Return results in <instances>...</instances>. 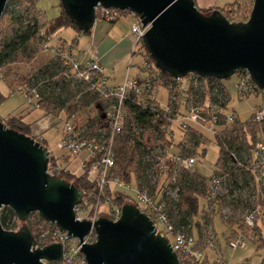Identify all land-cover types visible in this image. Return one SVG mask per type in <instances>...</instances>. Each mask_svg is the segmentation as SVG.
Instances as JSON below:
<instances>
[{
    "label": "water",
    "instance_id": "water-1",
    "mask_svg": "<svg viewBox=\"0 0 264 264\" xmlns=\"http://www.w3.org/2000/svg\"><path fill=\"white\" fill-rule=\"evenodd\" d=\"M10 1L16 0H0V19ZM58 1L81 34L92 30L97 8L137 15L149 27L142 43L160 73L225 81L243 71L264 93V0H253L245 21H230L219 9L203 14L194 0ZM48 159L47 148L0 122V210L9 208L20 223L38 214L78 241L85 264H180L167 239L132 203L122 206L117 221H78L75 209L84 192L49 174ZM91 229L96 240L84 243ZM62 253L61 243L36 247L26 226L6 231L0 224V264L60 263Z\"/></svg>",
    "mask_w": 264,
    "mask_h": 264
},
{
    "label": "trees",
    "instance_id": "trees-1",
    "mask_svg": "<svg viewBox=\"0 0 264 264\" xmlns=\"http://www.w3.org/2000/svg\"><path fill=\"white\" fill-rule=\"evenodd\" d=\"M37 1L16 0L10 1L6 5L3 13L6 21L0 20V68L3 69L4 83L12 93L16 92V89L22 85L34 89L41 98L39 109L46 115L56 116L63 114L67 118L74 115V123L85 128L91 136L100 137V135H105L107 127L103 119V110L109 104V101L101 100L96 93L88 91L87 85L83 82L77 81L70 76L62 75L63 67L56 58L46 57L38 64L37 69L29 71L25 75H19L16 79L11 78L13 69L10 65L15 62H21L25 57L29 60L38 57L37 44L42 39L56 37L59 31L67 29L81 34L62 12L60 4L59 15L44 23L40 12L36 8ZM219 10L230 21H245L247 16L244 15L250 13L251 9L250 7L248 8L246 3L241 5L240 0H234L233 3L227 4ZM210 11L201 12L207 14ZM234 16L240 17V20H236ZM41 32H43V37L40 35ZM72 44L75 46V42ZM37 59L34 61L36 62ZM148 59L150 63H153L150 58ZM198 80L200 82L203 81L202 78ZM206 80L210 89L211 103L226 110L230 97L224 82L216 79ZM150 84L155 89H165L168 93V102L172 94L176 98L180 96L177 93L180 88V81L167 74L159 72L157 77L150 81ZM199 90L200 88H190L188 93L191 101L188 97H185V101H190L194 106L200 105L203 94ZM4 100L5 97L0 93V105ZM155 106L154 111L148 108L142 109L136 104V97L130 96L121 132L115 136L112 144L115 163L113 174L119 176L127 183L134 180L140 191L148 192L155 198L157 203L163 204L165 212L176 229L191 233L192 223L197 220L195 228L199 236L202 237V230H205L210 222V217L207 215L201 216L202 210L200 206L202 199L208 193L209 178L203 177L197 171L177 170L175 172L173 165V173L167 176L169 180L173 177V183H170L168 188L159 186V179H155L156 171L153 169V162L149 152L153 149V138L161 144V147H173V153H180L183 156H193L195 151L200 150L199 158L204 159L206 151L201 149L204 140L203 135L192 127H187L184 130L183 140L176 145L172 144L168 135L171 130V120H174L179 114V105L175 101L171 102L173 110L169 115L159 110L158 104H155ZM218 119L220 120L219 123L223 124L224 117L219 116ZM2 123L10 130L35 139L46 148L45 142L33 136L30 126L25 124L21 117L11 116ZM261 131H264V122L253 123L252 116L247 121L241 122L235 117L233 133L219 134L215 137L218 147V158L212 172L218 171L226 174V189L229 195L239 192L236 198L230 197L228 201L233 213L239 209L245 211L253 207L249 200L251 188L248 184V175L243 166L247 165L253 149V143ZM144 133H147L145 138ZM243 151L246 158L244 160L240 158ZM55 161L53 155L49 153L48 167L53 166ZM236 161L240 162L241 166L235 164ZM89 165L90 163H88ZM59 175L60 179H66L67 181H64L72 183L76 188L84 192L83 198L77 207L83 205L84 199L90 198L94 200L97 197L95 183L89 181L86 175L75 176L67 171H61ZM168 192H175L176 196L172 198ZM260 192L259 203L261 208L264 209V184ZM111 201L119 207L132 203L129 196L122 194L111 196ZM16 223L18 221L9 208L4 207L0 210V224L4 230L14 231ZM224 223L232 229L236 227V229L246 232L241 217L235 219L234 214L225 220ZM23 224H26L38 247L42 248L53 243L51 235L56 228L55 225L47 223L38 214H31ZM41 234H47V237L43 242L38 243V237ZM260 234L261 229L257 227L253 235L259 238L254 244H256L257 249H264V238ZM199 236L198 239H200ZM207 261L204 258L200 264H207ZM179 263L196 264L182 261L180 258ZM260 264H264V258Z\"/></svg>",
    "mask_w": 264,
    "mask_h": 264
},
{
    "label": "built area",
    "instance_id": "built-area-1",
    "mask_svg": "<svg viewBox=\"0 0 264 264\" xmlns=\"http://www.w3.org/2000/svg\"><path fill=\"white\" fill-rule=\"evenodd\" d=\"M96 15L98 19L108 23H116L121 20L130 21L132 46L128 69H135L137 74L134 77H126L120 85L110 84L104 68L93 57H89L84 61L79 60L75 55V46L72 43L62 42L56 37H49L42 39L37 44L39 54L56 58L59 61L63 67L62 75L70 76L77 81L83 82L87 85L88 91L96 93L101 100L109 101V104L103 110V119L106 123L107 133L100 135V137L91 136L85 128L77 126L74 123V115L70 118L65 117L63 114L53 116L54 125L59 127L61 131V137L57 143L58 150L69 160L84 155V158L79 162V170L81 171V175H86L89 181L95 183L97 190V197L94 200L86 198L83 201V205L75 209L76 219L78 221H91L92 224L99 217H106L111 221H117L121 216L122 207L113 203L111 196L116 194L128 196V194H131L132 197H129L132 200V204L149 218L155 227L156 233L167 239L178 259L200 264L206 256L205 251L210 250L214 254L217 253V256L210 264H228L223 260L216 246V233H208L204 242H202L198 239L197 235L176 229L165 212L163 204L157 203L155 198L148 192L140 191L134 180L127 183L119 176L113 174L115 163L112 144L115 136L121 132L130 96L136 97V104L142 109L148 108L154 111L155 104H158V109L166 115L171 114L173 110L171 102L175 101L179 105L180 101H176V96L172 94L167 105L161 106L157 102L155 96L157 89L151 87L150 81L155 79L159 72L154 64L149 62L148 54L142 43V36L147 32L149 27H144L138 16L129 11L97 8ZM40 35L43 37V32ZM134 57L140 59V63L137 65L132 63ZM0 74L3 79L4 73L1 68ZM233 77L235 79L233 86L237 95L244 98L257 90L246 72L240 71ZM199 78L191 74L184 79H178L180 82L185 80L188 82V89L185 90V93L179 88L178 94L188 97L190 101L191 97L188 93L190 88H200L203 94L200 105L194 106L190 101H186L187 111L182 121H180V125L184 129L193 126L206 130L214 135V138L219 135L216 133L219 127L222 129V134L233 133L235 117L233 115H226L224 113L225 110L211 103L207 80L203 79L200 82ZM18 92L25 97L28 107L34 110L39 109L41 98L34 89L22 85L19 87ZM219 116L224 117L223 124L219 123ZM251 116L253 123L259 124L264 122V104L258 106ZM172 122L173 119L171 120ZM199 153L200 150H197L193 156H183L180 153H173V147H154L150 150L149 156H151V161L153 162V169L156 171L155 179L163 180L160 185L168 188V185L173 183V177L170 180L167 179L168 174L173 173V165L175 172L177 170L193 172L195 165L198 164ZM54 158L56 160L55 164L48 167V172L51 171V167L56 169L58 158ZM88 163H90L89 166ZM235 164L241 166V163L238 161ZM243 168L248 175V184L251 188L249 200L253 207L246 209L241 216V221L246 232L237 229L226 241L227 247L232 251L244 249L246 247L245 243L251 242V239H254L252 233L257 227L261 229V235L264 237V209L261 208L259 203L261 198L260 189L264 184V131H261L256 136L248 163ZM221 174L218 171L215 173L211 172L210 174L207 196L200 203L201 216L217 214L220 201L223 198L229 200L230 197L236 198L239 194V192H234L233 195L228 194V190L226 189V174ZM168 193L171 195V192ZM77 212L82 213L81 216H78ZM221 214H223L225 219L233 216L231 210L222 209ZM66 235L67 233L59 232L57 228L52 232L51 238L53 239V243H61L63 253L60 263L51 264H74L80 255L78 241L74 238L66 237ZM46 237L47 234L39 235L38 243L43 242ZM95 240V233L91 229L90 233L85 237L84 243L91 244ZM36 247H38L37 242Z\"/></svg>",
    "mask_w": 264,
    "mask_h": 264
},
{
    "label": "rangeland",
    "instance_id": "rangeland-1",
    "mask_svg": "<svg viewBox=\"0 0 264 264\" xmlns=\"http://www.w3.org/2000/svg\"><path fill=\"white\" fill-rule=\"evenodd\" d=\"M240 3L241 5H244L246 3L248 8L250 7L251 9L253 0H240ZM9 6L10 4L8 5V8ZM36 8L40 12L44 23H46L47 21L51 20L54 16H56L58 10H60L58 0H38L36 3ZM249 14L250 13L248 14L246 13L244 16H247L248 18ZM235 18L236 20H240V17H235ZM1 19L4 21L6 18L2 16ZM128 22L130 23V21ZM72 35H73V31L70 29H67V30H62V32L57 33L56 38L65 40L66 42H71ZM80 35L82 37L84 36L82 34ZM37 55L38 57L34 58L33 60H29L28 58L25 57L23 58L21 62H15L14 64H11L10 67L13 69V74L11 78L16 79L19 75H25L29 71H33L34 69H37L39 66L38 64H40V62L44 58L48 57L44 54H37ZM36 59L37 61L35 62L34 60ZM132 63L137 65L138 63H140V59L134 57L132 59ZM234 80L235 79L232 76L230 79L224 81L226 83V86L228 87V93L230 97L229 104L227 106V109L224 111V113L226 115H233L234 117H237L241 122H245L249 119L253 111L258 106H261L264 104V93L256 90L253 94L243 98L237 95L234 89V86H233ZM179 85H180V89H182L183 93H185V90L188 89V82L186 80L181 81ZM18 90H19V87L16 89V92L14 93L10 92L0 74V93L5 97L4 102L0 105V122H4L7 116H10L17 109L26 105V99L24 98L22 94L18 92ZM155 96H156L157 102L161 106L167 105L168 93L165 89L158 88ZM178 100H180L179 110H178V113L180 115L174 118L171 128H170L171 129L170 131H172V133H169L168 135V138L171 140V143L174 145L178 144L179 142L183 140L185 129L180 125V121H182V118L184 117V115H186V111H187L185 96L184 95L177 96L176 101ZM191 127L203 135L204 140H203V145L201 146V149L202 150L204 149L206 151V155L204 159H200V158L198 159V164L195 165L193 171L195 172L197 171L203 177L209 178L211 172L214 170V165L218 158V147L216 145L215 138L213 137L214 135L210 134L206 130H202L200 128H196L193 126ZM216 133L222 134L223 133L222 129L219 127L216 130ZM146 135L147 133H144V138L146 137ZM156 146H161V144L152 138V147L154 148ZM53 147L50 146V148H53ZM58 152L59 151L56 150L55 148L52 151L53 154H57ZM195 154H196V151H195ZM58 155L59 154H57V156ZM240 158H242L243 160L246 159L244 151L241 152ZM75 161H76V158L69 160L65 158V156L62 155L61 153L58 156V163H57L56 169H53V167H51L52 169L49 172V174L60 176L59 173L57 172L64 170V171L71 173L72 175L80 176L81 171L79 170V162H75ZM67 163L68 165H66ZM162 181L163 180L159 179L158 185H160ZM128 196L132 197L131 194H128ZM175 196H176L175 192H172L171 197L174 198ZM228 201L229 200L223 198L220 201L221 203L219 204V207H218V213L213 214L212 216L207 215L208 217H210V222H209V226L205 230H202V237L199 236V233L195 228L196 227L195 224L197 220H195L192 223L191 233L193 235L199 236L200 241L202 242H204L205 237H207L208 233L210 232H212L213 234L216 233V246L218 247L219 253L221 257L223 258V260H225L228 264H260L261 260L264 258V249H257V246L256 244H254V242H256L259 237L254 236L253 233H252V237L254 239H251L252 243L246 242L245 243L246 247L244 249H237L235 251H232L227 247V244H226L227 239L231 237V235L234 233L235 230H237L236 227L233 229L228 227L224 223V221L227 219H225L223 217V214H221L222 209L231 210L230 202ZM243 213H244V210L239 209L233 214H234L235 219H239ZM77 214L78 216H81L82 213L77 212ZM19 226H26V224H23L20 222L16 223V229L14 231H17L19 229ZM205 254H206L205 258L208 260L207 264H210V262L217 256V253L214 254L210 250H206ZM74 264H85L81 255L77 257Z\"/></svg>",
    "mask_w": 264,
    "mask_h": 264
},
{
    "label": "crops",
    "instance_id": "crops-1",
    "mask_svg": "<svg viewBox=\"0 0 264 264\" xmlns=\"http://www.w3.org/2000/svg\"><path fill=\"white\" fill-rule=\"evenodd\" d=\"M194 2L197 9L200 11H210L231 4L234 0H194ZM59 13L60 10H58L56 16L53 18L57 17ZM128 23V21L123 20L116 23H108L97 18L88 35L82 37L80 34L73 31L71 42L61 40L66 43L75 42V55L79 60L84 61L89 57H93V59L104 68L110 84L120 85L126 77H134L137 74L134 69H128L132 46L130 23ZM224 85L226 86L225 82ZM11 116L21 117L23 122L30 126L33 136L36 137V139L43 140L47 150L54 157H56L57 154H61L57 148V143L61 137V131L59 127L54 125L53 116L46 115L40 109H31L27 106V103L13 112L10 116H7L5 120ZM50 146L54 147L50 148ZM54 148L59 151L57 154L52 153ZM58 156L56 158H58ZM83 158L84 155H81L76 158L75 162H80ZM66 165H68V163Z\"/></svg>",
    "mask_w": 264,
    "mask_h": 264
}]
</instances>
